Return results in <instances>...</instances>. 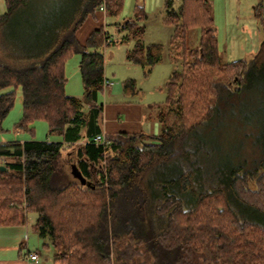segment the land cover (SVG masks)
<instances>
[{
    "label": "trees",
    "instance_id": "16d2710c",
    "mask_svg": "<svg viewBox=\"0 0 264 264\" xmlns=\"http://www.w3.org/2000/svg\"><path fill=\"white\" fill-rule=\"evenodd\" d=\"M30 1L4 0L0 27ZM210 2L164 3L162 22L172 28L168 57L178 68L157 107L156 136L119 132L105 137L106 147L93 142L102 131L99 95L106 81L100 48L112 41L103 25L83 44L76 31L97 12L117 16L121 0H78L72 15L35 37L36 49L0 54V131L19 90L16 129L32 134V123L43 120L49 135L60 138L0 143V227L23 225L34 213L33 229L53 264H264V148L254 147L247 166L245 157H221L215 141L199 142L215 133L231 87L264 75V42L250 62H222ZM263 10L264 0L254 15ZM143 17L115 26L127 29ZM73 54L80 98L64 91L65 62ZM162 55L161 45L136 44L126 60L146 74ZM125 90L133 93L132 80ZM242 209L262 219L234 211Z\"/></svg>",
    "mask_w": 264,
    "mask_h": 264
},
{
    "label": "rangeland",
    "instance_id": "374dc122",
    "mask_svg": "<svg viewBox=\"0 0 264 264\" xmlns=\"http://www.w3.org/2000/svg\"><path fill=\"white\" fill-rule=\"evenodd\" d=\"M165 1L167 0H121L117 16L107 15L103 23V28L112 42L106 47L102 46L100 51L104 56V74L107 77V83L112 85L105 88L106 92L104 90L99 95V102L102 105L112 102L126 103L127 101L141 103L142 115L145 119L143 125L146 131L149 127L147 119L158 121L157 107L163 106L166 99L165 84L172 71L178 68V65L172 63L168 57L172 28L162 22L165 17ZM261 1L211 0L210 12L222 62L238 60L250 62L257 54L264 42V21L262 25L260 24V19L264 20V14L257 17L254 15V10L261 4ZM77 2L78 0H31L27 6L14 14L4 28L0 27V54L6 52L15 55L25 49H36L38 44L35 37L42 30L47 29L52 21L61 22L70 13L72 15ZM4 12V0H0V14ZM136 14L144 15V17L137 21L135 26L117 29L115 25L123 23L125 19L134 18ZM140 29L142 33L139 32ZM136 44L143 46L158 44L163 47L162 60L153 66L149 73L145 74L139 65L131 64L126 60L127 52L132 50ZM78 66V54H73L65 62L67 81L64 91L67 95L80 98L83 87ZM128 80L134 82L133 92L136 93H132V96L124 94L125 83ZM230 92L227 101H222V115L215 133L205 137L202 134L199 142L212 146L213 140L219 148L221 157L227 159L234 155L245 157L247 166H251V160L256 156L253 151L254 147L264 148V75L253 73L249 75L245 85L233 86ZM21 116V96L20 91L17 90L13 106L2 121L0 143L22 140L60 141L58 136L49 135L47 123L43 120L32 123V134L28 131H18L15 126ZM166 118V123L173 119L172 116ZM241 125L244 126L243 129L240 128ZM62 159L63 161L68 159L65 151L62 153ZM216 159L214 156L209 158L211 163L216 161L215 165H217L218 160ZM223 164H225L224 160ZM64 166L68 172V163L66 162ZM240 208L238 207L239 210ZM239 210L234 211L236 214L242 213L255 220L262 219L248 212L247 209ZM35 218L34 213H28L23 225L8 226L1 230L3 232L0 237L1 241L8 242L12 236H15L20 243L23 241L17 264H53L51 251L43 247L44 240L33 229ZM136 222L138 225L141 224L140 227L145 224L139 220ZM134 231L138 233L137 227ZM30 253H38L36 263L28 261Z\"/></svg>",
    "mask_w": 264,
    "mask_h": 264
},
{
    "label": "crops",
    "instance_id": "0c3cea01",
    "mask_svg": "<svg viewBox=\"0 0 264 264\" xmlns=\"http://www.w3.org/2000/svg\"><path fill=\"white\" fill-rule=\"evenodd\" d=\"M105 17V13L100 12L95 13L94 17H88L84 24L76 31V39L78 42L83 44L87 36L94 29L98 28L100 25H103ZM104 76L107 78L105 74ZM105 82H107V79ZM135 93L136 92H133V94ZM124 94L132 96L131 91L125 90ZM102 106L103 112L100 126L102 130L101 134H103L105 137L107 135L116 134L119 132L132 134L144 133L148 136H156L160 132L159 121L151 119H147L149 127L147 128V131L145 130V126L143 125V120L145 119L142 115L143 107L139 102H112L108 104L105 103V105ZM2 228L6 227H0V237L3 234V232H1ZM22 242L20 243L18 240H16L15 236H12L8 242L0 240V264L19 263Z\"/></svg>",
    "mask_w": 264,
    "mask_h": 264
},
{
    "label": "built area",
    "instance_id": "2783aa9c",
    "mask_svg": "<svg viewBox=\"0 0 264 264\" xmlns=\"http://www.w3.org/2000/svg\"><path fill=\"white\" fill-rule=\"evenodd\" d=\"M175 2H179L181 0H174ZM99 11H104L105 9V5L102 3L99 5ZM111 85V83H107L105 82L104 83V88L105 87H109ZM93 142L95 144H99V145H103L104 147H106L108 145V141L106 140L105 136L103 134H99V135H96L93 139ZM28 260L31 261V262H34L36 263L37 260H38V253H30L28 255Z\"/></svg>",
    "mask_w": 264,
    "mask_h": 264
},
{
    "label": "water",
    "instance_id": "95a60500",
    "mask_svg": "<svg viewBox=\"0 0 264 264\" xmlns=\"http://www.w3.org/2000/svg\"><path fill=\"white\" fill-rule=\"evenodd\" d=\"M4 169V167H0V170H3ZM75 174V173H74Z\"/></svg>",
    "mask_w": 264,
    "mask_h": 264
}]
</instances>
